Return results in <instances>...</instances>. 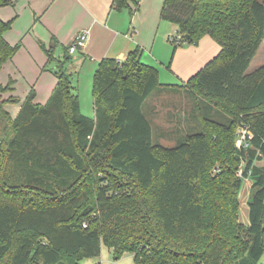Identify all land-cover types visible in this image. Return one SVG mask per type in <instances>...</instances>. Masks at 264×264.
Returning <instances> with one entry per match:
<instances>
[{
    "label": "trees",
    "instance_id": "16d2710c",
    "mask_svg": "<svg viewBox=\"0 0 264 264\" xmlns=\"http://www.w3.org/2000/svg\"><path fill=\"white\" fill-rule=\"evenodd\" d=\"M130 1L113 9L133 15L139 1ZM161 18L188 43L209 36L221 48L183 85L161 84L137 47L99 63L87 117L70 57L56 59L55 45L46 50L57 78L47 103L35 102L34 88L15 118L0 103V264H81L102 245L116 260L134 254L135 264H264V166L255 165L264 160V66L249 72L264 42V0H165ZM13 23L0 19V71L22 47L5 37ZM12 85L0 84V95ZM183 90L218 118L202 115L200 131L173 147L154 143L147 100ZM240 126L253 135L249 148L237 145Z\"/></svg>",
    "mask_w": 264,
    "mask_h": 264
},
{
    "label": "crops",
    "instance_id": "0c3cea01",
    "mask_svg": "<svg viewBox=\"0 0 264 264\" xmlns=\"http://www.w3.org/2000/svg\"><path fill=\"white\" fill-rule=\"evenodd\" d=\"M113 1L114 0H18L13 6L0 8V19L3 21L14 20L12 29L5 37L10 44H14L17 38L23 36L20 42L22 43L24 41L25 45H22L20 53H26L31 57L32 66L35 69L33 70L38 73L40 71V78L47 72V70L45 71V67L48 65L46 50H50L55 45L54 57L56 59L62 60L65 55L70 57V62L67 65V72L72 76H75L79 71H84L85 69L88 78H90L103 59L111 58L117 61H124L127 55L137 47L142 50L141 62L151 66L146 63L144 56L148 48L146 39L144 37L142 38V32L145 28H141L138 31V29L133 27V15L130 13L129 16L127 13L129 9L116 11L113 9ZM135 1H139L140 5V0H131L130 7L132 9ZM164 1L165 0H158L156 23L153 24L152 22L150 27L151 34L156 32V39L160 30H162L163 35H169L177 31V27L174 24H169L170 22L164 21L161 18ZM139 18H142V14L139 15ZM153 27H157L158 29L156 28L155 30ZM83 30H90L89 42L86 47L79 50L78 53L73 55L69 54L68 49L73 40ZM135 30L138 31L136 34L134 32ZM155 45L156 41L154 45H152L150 52H153L152 50ZM263 45L264 42L258 53L261 52ZM61 48H63L64 52H61ZM50 67L53 68L54 64L50 65ZM250 69L251 66L249 72ZM50 73L53 74V72ZM80 78L81 79H79V77L75 78L73 81L74 85L78 82L81 88L83 86L82 74H80ZM88 78L85 79L86 82ZM56 83L57 78L53 76V78H45L44 82L37 85L36 100L38 98L41 100L39 104H43V102L50 98ZM35 85L32 87L34 90ZM176 93H186L187 97L189 96L192 101L190 94L186 90ZM192 105L193 110L191 114L185 112V115L182 116L178 113L177 115L167 116V118H165L164 123L166 125L159 128V133L157 132L162 139L179 141L182 139L181 137H185L186 134H189L192 129L197 130L199 128L200 130L202 115L207 114L208 116L217 118V108L213 105L201 101L198 104L199 110H197L193 101ZM19 111L20 107L13 118L18 115ZM220 118L222 117L220 116ZM184 122H188V124L192 123V125L189 124L187 128H183L182 125ZM150 123L153 127L154 138L156 129L151 121ZM255 165L259 167L264 166V160L256 161ZM244 180L247 181L248 179ZM249 183L251 187L252 182L249 181Z\"/></svg>",
    "mask_w": 264,
    "mask_h": 264
},
{
    "label": "rangeland",
    "instance_id": "374dc122",
    "mask_svg": "<svg viewBox=\"0 0 264 264\" xmlns=\"http://www.w3.org/2000/svg\"><path fill=\"white\" fill-rule=\"evenodd\" d=\"M157 4L158 0H140L139 9H134L135 5H133V27L138 29V31L141 28H145L142 32V38L144 37L146 39V43L148 45L146 54L144 55L145 61L157 69L160 83L163 85H183L219 54L220 47L209 36L202 38L198 45L188 43L184 40L181 45L175 46L171 39L177 34V31H174L169 35H163L162 30H160L156 39V32L151 34L152 32L150 31V27L152 22L153 24L156 23ZM127 13L130 16L129 10ZM141 14L142 18H139V15ZM157 27L153 28L156 30ZM138 31L135 30V34ZM22 38L23 36L17 38L16 42L12 45L19 43ZM155 41L156 45L155 47L153 46V52H150ZM22 45H25L24 41L22 42ZM61 50V52H64L63 48H61ZM19 53L20 51L14 57L13 61L6 64V66L0 71V84H2L5 88L13 84L10 86L11 90H7L5 93L0 95V103L5 102L4 107L12 117L16 115L19 107H21V103L25 100L32 87L36 84L35 91L37 92V85L44 82L45 78H53V76H55L53 74L56 68L55 63H52L54 64L53 68L50 67L52 64H48L46 67L47 72H45L42 78H40V71L39 73L34 71L35 69L32 66L31 57H29L26 53ZM262 66H264V45L261 52L258 53L254 59L250 72H253ZM96 70L90 78H88V74L85 69L84 71H79L75 74V76L70 74L72 77L74 92L80 99L81 112L83 115L91 118L94 116L93 82ZM50 72H53V74ZM80 74H82L83 81V86L81 88L78 82L74 85L73 81L78 77L81 79ZM87 78L88 83L85 80ZM9 98L16 99L18 102H9ZM47 101L48 100L43 102L41 105H45ZM36 102L39 104L41 103V100L38 98ZM192 110V101L189 96L187 97L186 93H175L170 91L155 92L144 106V113L146 117H148L156 129L155 137L153 138L154 143L162 144L167 147H173L177 145L179 141H182L184 137H181L182 139L179 141L162 139L158 134V130L166 125L164 121L167 116H174L178 113L184 116L185 112L191 114ZM223 116L226 115L223 114ZM187 124L188 122H184L182 127L187 128L189 124L192 125V123ZM199 131V128L197 130L192 129L190 133H197ZM240 171H242V168H240L239 172ZM249 181L251 180H243L241 190L238 194L240 201L239 221L246 227L249 225L248 204L252 194ZM81 264H135V262L134 254L131 253H125L120 260H116L113 253L109 251L107 247L102 245L100 257L84 259Z\"/></svg>",
    "mask_w": 264,
    "mask_h": 264
},
{
    "label": "built area",
    "instance_id": "2783aa9c",
    "mask_svg": "<svg viewBox=\"0 0 264 264\" xmlns=\"http://www.w3.org/2000/svg\"><path fill=\"white\" fill-rule=\"evenodd\" d=\"M90 40V30H83L80 32L75 39L73 40L71 46L68 49L69 54L73 55L79 52V50H82L86 47L87 43ZM185 40L184 36L177 34L172 37L171 41L175 46H179L183 43ZM253 139V135L249 128L246 126H240L237 130V145L239 148H249L250 147V142ZM238 176L242 177L243 172L240 171L238 172Z\"/></svg>",
    "mask_w": 264,
    "mask_h": 264
},
{
    "label": "water",
    "instance_id": "95a60500",
    "mask_svg": "<svg viewBox=\"0 0 264 264\" xmlns=\"http://www.w3.org/2000/svg\"><path fill=\"white\" fill-rule=\"evenodd\" d=\"M186 39H187V40H189V39H190V37H189V36H186Z\"/></svg>",
    "mask_w": 264,
    "mask_h": 264
}]
</instances>
